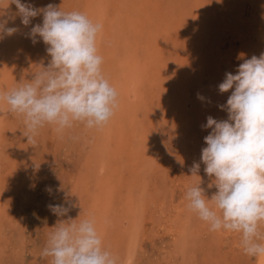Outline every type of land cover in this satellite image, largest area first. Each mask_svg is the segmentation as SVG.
Returning <instances> with one entry per match:
<instances>
[{"label":"rangeland","instance_id":"374dc122","mask_svg":"<svg viewBox=\"0 0 264 264\" xmlns=\"http://www.w3.org/2000/svg\"><path fill=\"white\" fill-rule=\"evenodd\" d=\"M178 1L134 0L133 5L131 0H108L106 7H102L101 12L97 11L96 15L103 18V26L106 27L105 30L108 29L107 33L102 34V51L99 52L103 57V74L116 88L119 106L129 109V112L125 113L126 123H123L121 133L140 134L143 139L144 134L153 137L142 139L136 145L127 144L126 147L130 151L133 146L140 148L130 152L135 157H142L138 162L125 165V154L121 155L120 161L119 157H116L117 170L110 174L108 171L111 170V165L104 170H101L100 163L92 165L93 174L89 182L85 183L87 190L78 197V201H73L76 192L80 191L75 177L79 176L80 171H86L88 168L83 164L84 156L89 155L86 152V143L89 134L94 135L97 128L92 130L81 122H74L71 128L58 133L54 125L46 124L39 129L33 144L23 135L26 132L24 118L9 111L2 122L5 132L9 134L6 137L9 144L4 145L7 151L3 153L4 157L0 158V264H52V257H44L42 252L49 233L54 231L53 227L66 219L54 214L49 205H63L70 211L75 210L80 214V218L84 219L89 210L96 213L94 206L102 207L95 205L93 201L97 192L108 196L109 191L115 189L119 191V197L115 194L113 201L117 204L114 209L119 218L114 219L115 225H107L109 229L103 238L104 248L117 257V264H172L164 257L172 239L166 219L174 214L177 208L186 207V201L189 202L186 193L190 187L201 183L200 186L205 190L208 199L217 191L214 176H207L204 169L193 175L190 169L194 163L200 164L202 149L207 147L204 138L212 131L203 127L207 118L211 116L217 121L229 118L227 110L221 109L220 105L227 104L232 90L221 93L218 86L226 78V73L236 74L238 66L245 59L258 57L261 51L264 52V31H259L264 27V0H197L198 3L205 2V6H210L211 10L215 9L216 14L210 13V19L207 20L210 25L203 28V34L196 42L194 40L197 33L191 29L192 26L183 29L185 32L178 35V26L169 23L171 16L170 19L162 21L168 28L163 30L164 27H161L162 33L159 31L163 40H159L160 36L158 37L155 30L154 34L148 35L149 32L144 31L146 26H143L141 21H155L160 14L168 13L172 7L177 6ZM236 1V5H229ZM10 2L11 0H0V16L8 21L9 27L17 29L6 39L11 59L13 58V68L6 76L13 79L16 87L22 80H31L35 72L47 67L51 57L46 50L48 45L42 38L37 36L36 43L30 38L31 28L36 24L42 25L43 14L33 18L31 23L25 26L16 15V5H10L9 8ZM21 2L31 4L37 9L53 5L64 12L79 11L85 14L84 10L90 7L93 0ZM226 8L230 10L227 11ZM173 9L176 13L172 16L174 22H180L182 19L193 20V14L190 13L194 9L191 5ZM5 10L7 12H4ZM8 11L11 14H8ZM221 14H228L229 21L224 22L226 17L223 18ZM11 17L15 23L10 22ZM221 47L226 49V53L221 54L224 58L213 63L216 58L218 60ZM188 50H193V53L189 55ZM187 58H190V61L185 65ZM202 61L210 62L211 65L202 68ZM0 63H4L2 58ZM108 71H111L109 75ZM132 71L139 72L136 75L142 76L140 91L137 88L139 92L136 96V88L134 93L131 91L130 81L134 77ZM167 81L171 85H168ZM148 85L153 87L150 93L154 96H150L154 100L158 99L156 94L166 89V93L162 94V105L159 104L157 108V104L150 108L149 102L152 100L141 95L148 89ZM198 95L204 99H199ZM140 98L141 101L138 100ZM136 112L140 120L132 123L131 115ZM117 116L114 114L110 118V126L118 122ZM122 121L124 117L120 122ZM147 126H151L153 130L158 127L160 130L151 134L146 130ZM114 127L119 129L118 125ZM113 140L120 143L117 135L112 137ZM145 151L150 156L145 154ZM113 156L110 157L114 158ZM18 160L20 162L17 163ZM14 164L16 166H13ZM134 178H137L138 182H135ZM142 191L145 196L141 194ZM123 193H126L124 199L120 197ZM129 197L139 199L144 204L143 220L138 222V252L131 263L123 258L130 237V223L134 218L137 219L139 214L132 210H120L118 205ZM71 205L73 209L69 207ZM190 213L203 235L189 242L185 254H178L173 264H264V257L255 258L245 254L240 233L226 230L210 232L212 230L205 228L207 222L201 220L196 212L190 210ZM109 222L114 223L113 218L109 219ZM259 230L264 236V223L260 225ZM259 242L264 243V240Z\"/></svg>","mask_w":264,"mask_h":264},{"label":"clouds","instance_id":"9594fccd","mask_svg":"<svg viewBox=\"0 0 264 264\" xmlns=\"http://www.w3.org/2000/svg\"><path fill=\"white\" fill-rule=\"evenodd\" d=\"M15 4L21 23L28 26L43 14V23L31 28L30 38H42L51 60L35 72L31 80L21 81L10 90H0V102L9 111L24 118L28 142L35 143L39 129L54 125L58 133L81 122L87 128L104 126L119 107L118 92L102 71L103 57L98 53L97 38L102 25L79 11L64 12L48 5L37 9L21 0ZM0 16V39L17 29L6 27ZM219 91L232 90L226 105L228 120L207 118L203 127L212 129L207 147L202 149L204 171L215 177L217 191L211 199L200 184L187 190L188 207L210 225L212 231L241 234L246 255L264 257V53L245 59L237 73H226ZM234 89V90H233ZM203 100L204 97L198 95ZM194 163L190 171L199 172ZM212 187V185H209ZM59 216L67 214L63 205H49ZM69 218L56 224L49 233L42 255L52 264H117V257L103 246L94 219L77 222Z\"/></svg>","mask_w":264,"mask_h":264},{"label":"bare ground","instance_id":"6f19581e","mask_svg":"<svg viewBox=\"0 0 264 264\" xmlns=\"http://www.w3.org/2000/svg\"><path fill=\"white\" fill-rule=\"evenodd\" d=\"M107 1L108 0H93V3L90 5V7L88 6V8H86L84 10L85 14L94 23H99V24L102 25V31L99 33L98 38H97L98 53L102 51V48H101L102 34L103 33H107V30L108 29L105 30L106 27L103 26V20H101L103 18L102 17H98L96 15L98 14L97 11H100L101 12V9H103L102 7H106ZM131 1H132L133 5H134V0H131ZM190 2H191V0H179L177 2V4H178L177 6L172 7L168 11V13L164 12L163 14H160V16L157 17L155 21H151V20L145 21V20H142L141 21V24L143 26H146V28H144L145 29L144 31H148L149 32L148 35H149V34H154V30H155V33L157 32L158 33V37H159L161 35V33H162L161 27H164L163 30H167L168 29L166 26H164V24H163L162 21H166V20L170 19V16H171V19L169 20L170 21L169 23L170 24L171 23H173V24L175 23L178 26V27H176L177 28L176 29V32H177L178 35H180V33H184L185 32V30L183 31V29L189 28V27L192 26L191 29H194L193 31H195L197 33V35L195 36V40H194V42H196L197 39L199 38V36L201 34H203V28L204 27H208L210 25V23L207 22V20L210 19L209 18L210 13H212V14L215 15L216 12H215V9L214 10H211L210 6H208V5L205 6L206 5L205 2L203 4L202 3H198L197 0H194L192 4ZM194 2H196V4H194ZM236 4H237V1L236 2L229 3L230 6H233V5H236ZM10 5H13V4L9 3L8 4L9 8H10ZM133 5H131V6L133 7ZM190 5H191V8L194 9V11H193L194 13L193 12L190 13V14H193V16H192L193 17V20H190L191 21L190 22L189 19L188 20H183L182 19V20H180V22H177V20H175V22H174V18L172 16H174L176 13H175V11H174L173 8H178L179 6L180 7L183 6L185 8V7L190 6ZM221 7H223V6H221ZM133 9H135V8H133ZM223 9H225V8H223ZM226 10L229 11L230 9L226 8ZM4 12H7V10H5ZM9 13H10V11H8V14ZM221 15H222L223 18L226 17L225 19L227 21L225 19H223L224 22H228L229 21L228 20V18H229V15L228 14L227 15L221 14ZM5 17H6V15H4V18ZM9 20H10V22L15 23L12 20V17L9 18ZM139 26H141V25H139ZM6 27H9V25L7 24ZM159 31L161 32L160 34H159ZM259 31H260V33H263L262 31H264V27H261V30L259 29ZM163 34L165 35V32L164 31H163ZM184 35H186V34H184ZM10 36H12V35H6L5 34L4 35V38L3 39H0V58H2L3 59V62H4V63H0V90H4V91L10 90V89H12L14 87V82H12L13 79L10 76H6V74H8V72H9V70H11V68H13V60H12L13 58L11 59V52L9 50V46L6 43V39L8 37H10ZM146 37H148V36H146ZM159 40H163V37L161 38V36H160L159 37ZM188 51L190 52L189 55H191V53H193V50H191V51L188 50ZM228 51L230 52V50H228ZM225 53H226V49H224L223 47H221V52L217 56L218 57V60L216 58L213 63L220 62L221 59L224 58L222 55H224ZM262 53H264V52L261 51V54ZM182 56H183V54H182ZM190 57H192V56H190ZM189 59L190 58H187L185 60V62H186L185 65H188V62L190 61ZM200 65L202 66V68H204V67H206L208 65H211V64H210V62H208V63H204L203 62V65L202 64H200ZM202 68L200 69L201 70V74H203ZM131 69L132 68H130V70ZM218 71L220 72V70H218ZM109 72L111 73V71H108V75L110 74ZM132 73H133V71H132ZM190 73H192V72H190ZM136 74H139V72H134L132 74V77L133 76L134 77L130 81L131 82V91L132 92H133V90L135 91V88H136V94H135V96L140 91V85L142 84V81H141L142 80V76L136 75ZM111 78H112V76H111ZM170 82L173 83V81L171 79H170ZM170 82L167 81L168 85H171ZM181 83H182V81H181ZM168 85H166V86H168ZM166 86H163V87H166ZM137 88H139V91H138ZM146 88H148L149 90L148 89H145L144 92L142 94L141 93L140 94L142 96H144V98L147 99L149 97L148 100H150V101L152 100L151 102H149L150 108L152 106H154V104L155 105L157 104L156 105V108L158 107L159 104L162 105V101L164 100L162 94H163V92L166 93L165 92L166 89L163 90L161 88L162 89L161 90L162 92H160L159 94H156V95H158V99L154 100V98H152V96H154V94L150 93V91L152 90L153 87L150 86V85H148V86H146ZM157 91H159V90L157 89ZM183 94H185V93H183ZM150 95H152V96H150ZM123 99H125V97ZM138 100L141 101V98L138 99ZM189 100H190V98H189ZM8 107L9 106L6 103L0 102V158L1 157L3 158L4 157L3 156V153H6L5 151H7V148H5L4 145L9 144V143L6 142V137L9 134L5 132V127L3 126V123H2V122H4L5 117L9 113V108ZM126 112H129V109H127V107H125V109H123V108H121V106H119L115 110V112H114V114L118 115L117 116L118 117V122L115 120L116 123H114V125H118L119 126V129L118 130L114 129L115 128L114 125L110 126L109 123L107 122L104 126L97 127L96 130L92 129V130L95 131L94 132V135L91 136V134H89L90 137L88 138L87 143H86V146H87L86 152L89 155L88 156H84V159H83L84 160V163L83 164L84 165L86 164V167H88V168L85 167L86 168V171H84L82 169L83 172L82 171L79 172V176L77 175L78 178H77V176L75 177V180L77 181L76 182L77 183V186L80 187V189H79L80 191H77L76 192L77 195H74V200L73 201H78V197L87 190L85 183H88L89 182V179H91V176L93 174V171L94 170H93L92 165L94 166V165H96V163H100L101 170H104L105 167L107 168L109 165H111V170L108 171V173L110 174V173H114L117 170L118 162H115L116 161V159H115L116 157H119L118 160L120 161L121 155H124L125 154L126 157H127L126 162L124 163L125 165H126V163H129V162L132 163V164L134 162H138L142 158V157L141 158L135 157L133 155V153H130V152H133V151H136V150L138 151L140 149V148H138V146L137 147L133 146L132 149H131V151H130V149H127V147H126L127 144L136 145L137 143H139L143 139V138H141V135L140 134H133V133H130V134H127V135H123L121 133L122 132L121 129L123 127V123H126V119H125V113ZM193 112H194V110H193ZM131 116L132 117L130 118V120H131L132 123L138 122L140 120V118H139L140 116H139V114H137V112L134 113V115L132 114ZM123 117H124V121L120 122ZM119 123H121V124H119ZM146 128H147L146 130H148V133L150 131L151 134H155V132H157V131L160 130V128H158V127L155 128V130H153L151 126H147ZM114 135L119 136V140L118 141H120V143H117L116 140L115 141L114 140L112 141V137H114ZM145 138L151 139L153 137L150 136V135H148V134L147 135L144 134V139L143 140H145ZM116 139H118V138H116ZM114 144H115V147H113ZM145 154L148 155V153L146 151H145ZM11 156H13V155H11ZM110 156H113L114 158H111ZM140 156H144V155L140 154ZM148 156H150V155H148ZM167 156H169V155H167ZM1 161H3V160H1ZM16 162L18 163L20 161L18 160ZM13 166H16V164H14ZM89 167H90V169H89ZM205 167H206V165L201 160V162H200V169H205ZM87 169H89V170H87ZM82 175H84L83 178H82V180H85L86 182H83L81 180V176ZM87 177H88V179H87ZM136 179L137 178H134L133 180L135 181ZM102 180L104 182H107L104 179H102ZM135 182H138V181L136 180ZM145 186L146 185L144 184L143 185V190L146 189ZM140 189H142V188H140ZM77 190H78V188H77ZM109 192L110 193L108 194V196H104L100 191L95 194L97 196L93 200L94 203H95V205H99V207L102 205L101 208H96L94 206L96 213L93 212V210H89L88 213L84 216V219L83 218L81 219L80 218V214H78L75 210L74 211H70V209H69L68 212H67V214L65 216H63V217L66 220H68L69 218H71V219H78L77 222H80V221H83V220H86V219H94L95 220V224H96V228L98 230V233L100 234V236L102 238V241H103V238L105 237V233L109 229V228H107L108 227L107 225H113V224L115 225L116 223H115V220L114 219L115 218H119V214L116 213L115 212V209H114L115 206H116V204H117V202L113 201V199L115 198V194H116L117 197H119V194H118L119 191H117L115 189L114 191L113 190L112 191L110 190ZM124 194H126V193L120 194V197L122 199H124V197H125ZM141 194L143 195V191H142ZM143 196H145V193H144ZM134 202H135V205H133ZM183 203H184V201H183ZM187 203L189 204V202L186 201V204ZM188 204L185 207L187 210L184 207H183L184 209L183 208H181V209L177 208V211L174 214H172L171 216H169L168 219H166V220H168V224H166V225L169 228V232H170V234L172 236V239H171V245H169V247H167L168 250H166L164 252V257L170 263H172V264H173V260L175 258H177V255L178 254L179 255L185 254V252L187 250L186 248H187V245H188L189 242H192V240L195 241L196 239L200 238L201 235H203V233L199 232L200 230L197 227L198 225H196L195 222H194V216L192 215V213H190V209L188 207ZM118 205L121 207L120 210L122 209L125 212L132 210V212H135L136 211V213L139 214L138 218L137 219L134 218V220L130 223V224H132L131 227L128 226V227H130V230H129V236L130 237H129V241L127 243V248L125 250V252H126L125 253V257L123 259H125L127 262L131 263L132 261H134V258H135L136 254L138 252V246H139L138 239H139V233H140L139 228H138V224L140 223V221L143 220L142 217H143V214L144 213H142V211L144 210V204L139 199L137 200L134 197L133 198L132 197H129V198L126 199V201L119 202ZM69 207L71 209H73V205H71ZM111 218H113L114 223L109 222V219H111ZM128 218H130V217H128ZM128 223L129 222H127V224ZM205 226H206L205 228H207L209 231L211 230L209 224H207ZM221 231L222 230H220V232ZM210 232H213V231H210ZM103 243H104V241H103Z\"/></svg>","mask_w":264,"mask_h":264}]
</instances>
